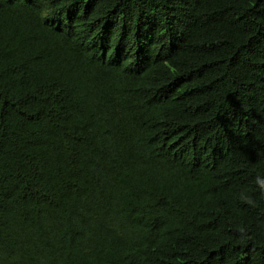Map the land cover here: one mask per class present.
<instances>
[{"label":"trees","instance_id":"obj_1","mask_svg":"<svg viewBox=\"0 0 264 264\" xmlns=\"http://www.w3.org/2000/svg\"><path fill=\"white\" fill-rule=\"evenodd\" d=\"M0 264H264V0H0Z\"/></svg>","mask_w":264,"mask_h":264}]
</instances>
